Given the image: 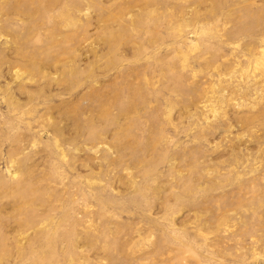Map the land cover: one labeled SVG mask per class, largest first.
<instances>
[{
    "label": "rangeland",
    "instance_id": "1",
    "mask_svg": "<svg viewBox=\"0 0 264 264\" xmlns=\"http://www.w3.org/2000/svg\"><path fill=\"white\" fill-rule=\"evenodd\" d=\"M0 264H264V0H0Z\"/></svg>",
    "mask_w": 264,
    "mask_h": 264
}]
</instances>
